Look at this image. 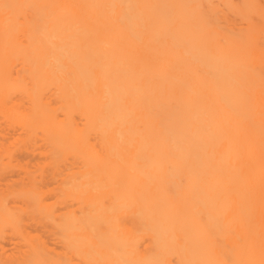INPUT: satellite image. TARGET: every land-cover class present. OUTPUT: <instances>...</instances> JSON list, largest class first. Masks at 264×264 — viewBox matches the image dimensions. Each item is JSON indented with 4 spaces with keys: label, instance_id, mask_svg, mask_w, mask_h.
Here are the masks:
<instances>
[{
    "label": "bare ground",
    "instance_id": "6f19581e",
    "mask_svg": "<svg viewBox=\"0 0 264 264\" xmlns=\"http://www.w3.org/2000/svg\"><path fill=\"white\" fill-rule=\"evenodd\" d=\"M0 264H264V0H0Z\"/></svg>",
    "mask_w": 264,
    "mask_h": 264
}]
</instances>
